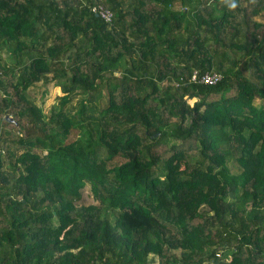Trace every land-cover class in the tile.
Returning <instances> with one entry per match:
<instances>
[{
	"label": "trees",
	"instance_id": "trees-1",
	"mask_svg": "<svg viewBox=\"0 0 264 264\" xmlns=\"http://www.w3.org/2000/svg\"><path fill=\"white\" fill-rule=\"evenodd\" d=\"M151 254L264 264V0H0V264Z\"/></svg>",
	"mask_w": 264,
	"mask_h": 264
},
{
	"label": "rangeland",
	"instance_id": "rangeland-1",
	"mask_svg": "<svg viewBox=\"0 0 264 264\" xmlns=\"http://www.w3.org/2000/svg\"><path fill=\"white\" fill-rule=\"evenodd\" d=\"M169 82H164L163 85H167ZM29 93L30 95L36 99V103L38 105H40L44 111L46 113H49L51 111V108L54 106V104L58 103V96L59 95H63V91L60 87H57L53 84V82L49 83V84H43V83H38L34 86H31L29 89ZM194 100H191V102L193 103ZM260 103V100L257 99L255 101V104ZM101 155H105V151L102 148V150L100 151ZM81 198V197H80ZM75 202L78 203H85V204H91V203H95L97 201V199L95 198L90 185H86L85 188H83L82 190V198L78 200V198L74 199ZM113 218V217H112ZM171 242V241H170ZM173 244V243H172ZM171 244V246H172ZM154 255L151 254L149 258H154L151 259V263L150 264H158L159 263V258Z\"/></svg>",
	"mask_w": 264,
	"mask_h": 264
},
{
	"label": "built area",
	"instance_id": "built-area-1",
	"mask_svg": "<svg viewBox=\"0 0 264 264\" xmlns=\"http://www.w3.org/2000/svg\"><path fill=\"white\" fill-rule=\"evenodd\" d=\"M93 11L98 13L108 23H111L114 20V13L110 9L102 5L93 7ZM192 79L194 81H199L202 83L214 84L217 80L220 79V76L216 74L211 75L209 73H206L201 78H199L198 72H195L192 76Z\"/></svg>",
	"mask_w": 264,
	"mask_h": 264
},
{
	"label": "water",
	"instance_id": "water-1",
	"mask_svg": "<svg viewBox=\"0 0 264 264\" xmlns=\"http://www.w3.org/2000/svg\"><path fill=\"white\" fill-rule=\"evenodd\" d=\"M98 15V14H97ZM7 119L11 122H14V118H12L11 116H7Z\"/></svg>",
	"mask_w": 264,
	"mask_h": 264
},
{
	"label": "clouds",
	"instance_id": "clouds-1",
	"mask_svg": "<svg viewBox=\"0 0 264 264\" xmlns=\"http://www.w3.org/2000/svg\"><path fill=\"white\" fill-rule=\"evenodd\" d=\"M98 6H100V5H98ZM102 6H104V5H102ZM104 7H106V6H104ZM107 8V7H106ZM109 9V8H108ZM92 10H93V8H92ZM112 11V10H111ZM94 12V11H93ZM113 12V11H112ZM94 13H96V12H94ZM114 13V12H113ZM96 14H98V13H96ZM98 16H100L99 14H98ZM101 17V16H100Z\"/></svg>",
	"mask_w": 264,
	"mask_h": 264
},
{
	"label": "crops",
	"instance_id": "crops-1",
	"mask_svg": "<svg viewBox=\"0 0 264 264\" xmlns=\"http://www.w3.org/2000/svg\"><path fill=\"white\" fill-rule=\"evenodd\" d=\"M5 55V54H4Z\"/></svg>",
	"mask_w": 264,
	"mask_h": 264
}]
</instances>
